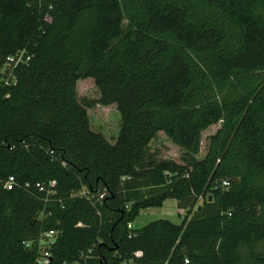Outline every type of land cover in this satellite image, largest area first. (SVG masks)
Returning <instances> with one entry per match:
<instances>
[{
  "label": "trees",
  "instance_id": "trees-1",
  "mask_svg": "<svg viewBox=\"0 0 264 264\" xmlns=\"http://www.w3.org/2000/svg\"><path fill=\"white\" fill-rule=\"evenodd\" d=\"M17 51L0 84V264H36L50 229L48 264H264V0H0V66ZM158 132L179 161L149 149ZM165 199L179 223L127 227Z\"/></svg>",
  "mask_w": 264,
  "mask_h": 264
},
{
  "label": "rangeland",
  "instance_id": "rangeland-1",
  "mask_svg": "<svg viewBox=\"0 0 264 264\" xmlns=\"http://www.w3.org/2000/svg\"><path fill=\"white\" fill-rule=\"evenodd\" d=\"M77 93H80L79 95H84L88 97H95L96 92L91 84L90 81H84L77 85ZM109 110V111H108ZM111 112H113L112 109H107L106 107H98L92 109L91 113L89 114V121L90 125L93 128V130H100L102 131L104 128L106 130H103L105 132L106 136H112V133L115 131L116 127V121L113 119ZM103 116H106L107 118H104ZM111 116V117H109ZM106 119L105 122L101 125L103 122V119ZM102 119V120H101ZM99 125V126H98ZM218 127V124H215L208 128L206 131H203L200 136V154H202L205 150L206 144H207V135L212 133L215 128ZM97 130V131H98ZM103 135L104 133L101 132ZM104 135V136H105ZM149 149L155 150L156 154L159 158H169L175 161H179L178 155L179 151L176 146L172 145L166 137L158 132L155 137L150 141L149 143ZM199 154V155H200ZM201 202V198H198L196 205H199ZM172 199H165L162 202V205L160 207H149V209L141 210L140 213L134 218L132 224V228H139L142 225L146 224L147 222L151 220H155L158 218H165L168 219L171 222L179 223L181 219V215H183L184 210L178 209L176 207V204ZM195 208V207H194ZM179 211V212H178ZM180 213V214H177Z\"/></svg>",
  "mask_w": 264,
  "mask_h": 264
},
{
  "label": "built area",
  "instance_id": "built-area-1",
  "mask_svg": "<svg viewBox=\"0 0 264 264\" xmlns=\"http://www.w3.org/2000/svg\"><path fill=\"white\" fill-rule=\"evenodd\" d=\"M28 56L23 57V51H17L14 54L7 55L0 66V84L8 85L10 83H14L12 69L18 63L24 62ZM15 184L14 178L12 175H8L5 179H3L2 187L5 189H11ZM221 185L226 187L228 182L226 180L221 181ZM47 188H46V187ZM54 186V181L50 180L47 184H43L41 182H34L33 187L37 189L39 192L52 193V187ZM45 189V191H44ZM83 192V191H82ZM57 234L56 230L50 229L46 231H40L36 237L37 248H36V257L34 262L36 264H48L49 261V246L53 243L55 236ZM24 245L27 247L29 245V241H25ZM135 254H138L136 252ZM184 262H187L184 259ZM120 264H132L131 260H122Z\"/></svg>",
  "mask_w": 264,
  "mask_h": 264
},
{
  "label": "crops",
  "instance_id": "crops-1",
  "mask_svg": "<svg viewBox=\"0 0 264 264\" xmlns=\"http://www.w3.org/2000/svg\"><path fill=\"white\" fill-rule=\"evenodd\" d=\"M173 200V199H172ZM174 201V200H173ZM175 202V201H174ZM175 204V203H174ZM162 205V204H161ZM160 207V206H159ZM146 209H149V207L148 208H143V209H140L139 210V212L138 213H140L141 212V210L143 211V210H146ZM179 212V211H178ZM177 214H180V213H177ZM133 221H131V222H129L128 224H127V227H129V228H132V223ZM174 223V222H173ZM134 229V228H133Z\"/></svg>",
  "mask_w": 264,
  "mask_h": 264
},
{
  "label": "water",
  "instance_id": "water-1",
  "mask_svg": "<svg viewBox=\"0 0 264 264\" xmlns=\"http://www.w3.org/2000/svg\"><path fill=\"white\" fill-rule=\"evenodd\" d=\"M198 208V207H197Z\"/></svg>",
  "mask_w": 264,
  "mask_h": 264
}]
</instances>
